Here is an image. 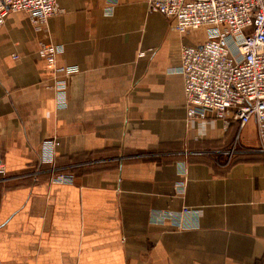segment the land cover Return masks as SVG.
Masks as SVG:
<instances>
[{
	"label": "crops",
	"instance_id": "obj_1",
	"mask_svg": "<svg viewBox=\"0 0 264 264\" xmlns=\"http://www.w3.org/2000/svg\"><path fill=\"white\" fill-rule=\"evenodd\" d=\"M57 1L41 31L23 12L0 31V264H264L257 123L188 118L182 50L203 40L143 0ZM185 207L190 228L160 220Z\"/></svg>",
	"mask_w": 264,
	"mask_h": 264
},
{
	"label": "built area",
	"instance_id": "obj_2",
	"mask_svg": "<svg viewBox=\"0 0 264 264\" xmlns=\"http://www.w3.org/2000/svg\"><path fill=\"white\" fill-rule=\"evenodd\" d=\"M143 1L150 12L170 19L173 30L181 35H205L201 43L186 45L182 50L180 72L185 80L188 118L205 119L211 112L216 120L224 121L226 128L231 121L238 122L241 128L255 121L264 152V0ZM19 12L26 13L34 28L41 31L50 18L63 10L57 0H0V31L7 18ZM62 53L61 46L41 45L38 55L56 72L70 76L77 68H57V57ZM56 87L60 94L58 104L63 108L66 85L58 82ZM57 146L59 142L55 141L47 148L53 152ZM44 162L52 160L44 158ZM4 172L0 164V174ZM54 182L71 184L74 176L60 174ZM197 215L185 207L181 212L163 213L160 220L185 230L191 227L185 217Z\"/></svg>",
	"mask_w": 264,
	"mask_h": 264
},
{
	"label": "rangeland",
	"instance_id": "obj_3",
	"mask_svg": "<svg viewBox=\"0 0 264 264\" xmlns=\"http://www.w3.org/2000/svg\"><path fill=\"white\" fill-rule=\"evenodd\" d=\"M191 37L196 38L198 40H202V39H204L205 35L203 32H199V33L193 34V36H191Z\"/></svg>",
	"mask_w": 264,
	"mask_h": 264
}]
</instances>
